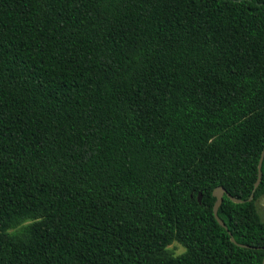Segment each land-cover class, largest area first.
I'll list each match as a JSON object with an SVG mask.
<instances>
[{"label":"trees","instance_id":"trees-1","mask_svg":"<svg viewBox=\"0 0 264 264\" xmlns=\"http://www.w3.org/2000/svg\"><path fill=\"white\" fill-rule=\"evenodd\" d=\"M263 147L264 0H0V264H262Z\"/></svg>","mask_w":264,"mask_h":264},{"label":"water","instance_id":"water-1","mask_svg":"<svg viewBox=\"0 0 264 264\" xmlns=\"http://www.w3.org/2000/svg\"><path fill=\"white\" fill-rule=\"evenodd\" d=\"M263 156H264V147H263V150L261 152V156H260V160H259V164H258V178H257V181L255 182L254 184V190L259 186L260 182H261V164H262V159H263ZM226 195V197L234 202V203H241L240 200L232 197L229 193H227L224 188L222 187H216L214 190H213V193H212V196L216 199L215 203H214V206H213V213H214V217L217 221V223L224 229H226V226L225 224L218 218L217 216V209L219 207V205L221 204L222 202V199H223V196ZM251 198H252V195H251ZM250 198V199H251ZM201 199H202V195L201 193L198 194L197 196V201L198 203L200 204L201 202ZM230 240L232 243H235L234 241V238L232 236H230ZM241 246V245H240ZM242 247V246H241ZM262 264H264V259H263V262Z\"/></svg>","mask_w":264,"mask_h":264},{"label":"rangeland","instance_id":"rangeland-1","mask_svg":"<svg viewBox=\"0 0 264 264\" xmlns=\"http://www.w3.org/2000/svg\"><path fill=\"white\" fill-rule=\"evenodd\" d=\"M255 206L260 220L264 222V196L256 201ZM13 232L10 231V233ZM167 249L173 256H180L185 252L184 247L177 242H172Z\"/></svg>","mask_w":264,"mask_h":264}]
</instances>
